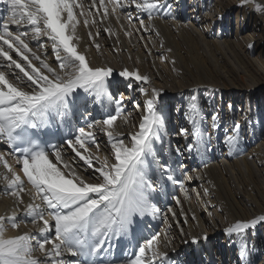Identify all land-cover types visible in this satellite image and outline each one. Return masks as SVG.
Here are the masks:
<instances>
[{
  "label": "snow or ice",
  "instance_id": "obj_1",
  "mask_svg": "<svg viewBox=\"0 0 264 264\" xmlns=\"http://www.w3.org/2000/svg\"><path fill=\"white\" fill-rule=\"evenodd\" d=\"M0 2L7 6L6 11L9 13L6 17H0V58L7 61V65H0V68L18 70L7 74L5 70H0V140L11 149L9 155L16 154L19 168L17 170L9 165L3 154H0V163L11 174L5 175L4 179L7 181L8 194L15 197L18 209L24 206L22 210L32 218L33 225L42 223L39 229L41 234L54 230V236L44 235L35 241L29 233L9 237L5 234L6 224L18 229L20 223L17 214L14 211L11 216H0V264H105V254L113 247L114 237L129 235L144 218L161 216L154 196L156 186L150 175L148 158H155L154 141L160 139L165 118L157 108L161 91L154 87L150 90L140 87L145 114L138 131L128 134V143H125L124 134L114 133L115 122L124 110L125 100L123 96L113 97L108 91V79L114 74V69L110 66H91L86 54L77 50L74 41L79 39L77 26L80 20L76 10L79 9V16L86 17L83 24L87 27L89 23L95 25L108 17V4L112 6V14L118 9L134 6L140 12L147 13L149 20L155 10L170 9V5L162 4L160 0H129L127 5L121 0H91L88 10H85L80 0ZM250 2L255 3V0H245V3ZM93 8H97V11L103 8L100 21L87 18L92 15ZM255 10L264 13V4H255ZM164 15L169 16L171 13L165 11ZM139 23L145 31L148 30L143 19ZM25 25L31 27L34 40L45 36L52 41L56 68L29 47L25 40L27 30H19ZM104 31L110 33L108 28ZM159 34L156 31V35ZM88 35L95 44L93 33L89 32ZM95 35L98 36L99 31ZM95 47L99 50L100 45L95 44ZM33 60L39 61V66ZM118 75L129 80V87L132 86L130 78L146 85L151 83V77L141 74L139 69L129 70L125 67ZM89 95L97 101L106 98L109 105H114V114L109 113L102 121L79 127L64 144L88 168L93 169L95 175L90 178L92 182H86L69 163L64 162L61 146L39 136L43 128L57 120L63 122L78 105H86ZM191 99L193 103L188 105L187 116L192 125L193 142L188 143L186 148L189 152H199L205 136L201 128L204 118L195 103L196 96L193 95ZM217 119V115L212 116L214 127H218ZM100 124L107 132L112 150L111 162L109 156L101 160L89 151L93 145L99 151V143L92 129ZM240 129V123L236 122L232 134L226 137L225 142L230 150L237 149ZM180 134L187 136L189 129L181 128ZM176 151L179 155L180 149ZM58 164H63V170ZM160 167L162 175L166 173V179L178 184L184 191L183 182L173 175L175 170L168 164ZM25 182L34 193L32 202L26 205L22 193L29 190L25 188ZM204 192L207 194L208 189H204ZM176 203H180L179 199ZM168 212L175 218L176 213L171 208ZM162 219L167 224V215ZM50 220L54 223H50ZM261 223H264V215L247 221L238 220L226 227L224 232L229 237L240 236ZM200 239L206 240L207 235L193 237L192 243L196 244ZM161 244L165 248L170 244L166 231L156 232L146 238L137 246L138 250L132 258L119 262L112 259L108 264H166L168 254L160 250ZM37 250L42 258L34 256ZM240 254L242 257L245 255L243 247ZM66 256L83 259L66 260Z\"/></svg>",
  "mask_w": 264,
  "mask_h": 264
},
{
  "label": "bare ground",
  "instance_id": "obj_2",
  "mask_svg": "<svg viewBox=\"0 0 264 264\" xmlns=\"http://www.w3.org/2000/svg\"><path fill=\"white\" fill-rule=\"evenodd\" d=\"M80 2L84 4L85 10H88L91 0H80ZM121 2L127 5L129 0H122ZM160 2L165 5L169 2L176 4L180 7V15L185 16V8L183 7L185 5L184 0H160ZM257 3L264 4V0H255V3H245V0H197L196 4L189 5L190 16L186 22L183 20L182 22L175 21L171 15L165 16L164 13H159L160 9L155 10L152 16L155 14L159 15L152 19H157L158 21H156L160 25L163 22H167L170 23L173 29L183 30L188 38L191 37L195 40L189 47L194 52L199 50L203 51V54L207 55L206 57H208L213 66V70L216 72V76H213V74H207L209 71L203 72L200 69L202 76H199V73H197L195 78H191L193 75L191 72H186L187 75L185 76L184 82H181L180 85L170 84L171 86H168L169 82L166 83L167 81L161 78L162 73L158 71L161 69L158 68L157 65L159 63L156 61L161 58L160 51L146 45L143 39L151 38V34L149 33L153 32V30L148 29L145 31L143 29V32H141V27L138 28L140 26L139 21L148 18L147 13L140 12L134 6H128L125 9H120L115 15L117 21L114 22L113 17L109 13L108 17L104 18L101 23L91 24L92 26L89 23L86 27L83 24L86 17L79 16V9L76 10L77 18L80 20V24L77 26V36L79 39L74 41L77 45V50L86 54L91 66H110L114 69V74L108 79V91L115 98L125 96L124 100L127 102V106L130 105L131 111L128 112L126 110L127 106L125 105L113 129L114 133L124 134L125 143H128L127 137L129 133L138 131L141 118L145 114L143 107L144 96L139 91L140 87L148 86L149 89L154 87L159 89L162 95L165 93L174 95L177 92L179 99L184 95L183 90H186V95L189 93L191 95L190 98L193 95L196 96L195 103L197 104L200 115L204 118L201 128L205 136L200 145L199 152L195 150L189 152L186 148L188 143L193 142L191 135L192 125L187 116L188 105L193 103L192 99L185 106L186 112L184 111L181 114V121L179 122L180 129H189V134L187 136L180 133L173 135V133H167L163 129L160 139L154 141L156 155L155 158L149 157L148 159L150 161V175L156 186L154 196L158 207L161 209V216L144 218L129 235L120 238L114 237L112 240L113 247L109 253L105 254L106 264L112 259L119 262L132 258L133 253L138 250L137 246L142 244L146 238H149L156 232L163 233L165 231L167 232L170 244L167 248L161 244L160 250L168 254L166 264L209 263L210 261H201L199 256H201L203 251L197 247V243H192L193 237L207 235L205 228L208 230L207 238H216L215 244L218 246V249L215 252L217 253L219 264H264V223L257 225L253 229L246 230L240 236L233 235L229 237L224 232L226 227L231 226L238 220L247 221L256 216L264 215V134L261 129V120L263 119L261 102L264 95V60L254 57L255 50L257 49L258 52L264 43V13L255 10V4ZM235 8L241 10L244 16L243 19L247 13L249 17H254L253 24H245V26L241 24L242 31L246 33L245 38L247 39V44L245 46L250 50L249 52L252 55L254 54L250 62H247L241 57L240 53L244 52L242 51L243 49L235 48L236 42H232L233 40L227 36V33L222 32L224 25L221 24L227 23L229 18L228 14L232 13V10ZM165 9L167 10V8ZM91 13L92 15L87 17L89 20L95 18L97 21H100L103 16V8H99L98 11L97 8H93L91 9ZM8 14L5 10V4L0 2V17H3V15L7 16ZM129 16H131V21L129 20ZM160 16L164 17V19H161ZM117 17L119 18L117 19ZM215 24L221 25L218 30H215ZM27 27L28 25L22 27L24 29L23 31L27 30ZM105 28L110 29V33L105 32ZM121 29L123 32L131 33V35L126 34V37H123L121 35ZM97 31H99L98 36L95 35ZM89 32L93 33L95 44L100 45L99 50L93 44L92 39L89 38ZM43 39L47 43L43 44V47H40L39 52L33 47L34 40L28 37L25 38L33 52L41 56L52 67L56 68L57 63L52 50V41L45 36H43ZM249 45H252V47H249ZM217 50L220 53L218 55H216ZM169 54L176 58V60H179L184 67L186 58L184 59L181 51L175 49V51H171ZM191 54L189 51L187 60L193 58L192 63L194 61L193 64L195 65L197 63L194 58L195 53L192 56ZM221 54L227 58L225 60L228 61L227 63L230 65V68L223 64L221 66L217 65L221 60ZM199 60L201 61V59ZM0 65L6 66L7 61H3L0 58ZM125 67L129 70L139 69L141 74H146L151 77V83L146 85L141 81L130 78L132 80V86L129 87V81L118 75V72ZM0 70H5L6 74L9 72H18L14 68H0ZM20 75L22 76L23 74ZM182 77L184 76L182 75L181 79ZM9 78L11 79V77ZM20 86L23 87V84ZM222 89L227 90L233 97L239 91V97H245V101L248 104L249 102L252 104L246 108L243 116L236 121L241 125L246 120L247 128H249L246 134L240 129L239 144L236 150H230L225 142L226 137L232 134L231 130L234 126L232 123L233 111L223 113L217 111L213 107V104H211V99H213L214 94L219 93ZM25 90L28 89L25 88ZM117 94H119L118 97ZM169 97L171 98L173 96ZM161 99L158 98L157 103ZM87 104L91 105L89 108L90 112L87 113V111L83 110L84 106L80 104L69 113V116L63 122L57 120L50 126L62 132L64 140L59 146H61L64 162L69 163L86 182H92L90 178H93L95 175L93 169L88 168L64 144V141L75 135L76 126L79 121L80 126L84 127L88 123L102 121L109 113L114 114V105H109L106 98H101V100L97 101L91 95L88 96ZM230 107L231 104L228 103L227 109H230ZM157 108L163 115V109L161 110L158 105ZM213 115H217L218 117L216 121L218 127L213 126ZM244 115L247 116L244 118ZM225 119L227 125L223 123ZM92 131L99 143V151H97L94 145L90 146L89 151L93 156H99L101 160L105 156H109L111 162L112 150L108 143V136L106 130H104V126L102 124L96 125ZM178 137L183 138L181 144L178 146L174 145L175 148L168 150L170 143L177 144ZM162 143L166 147L165 151L160 149ZM5 144L4 141L0 140V154L4 155L9 165L18 170L19 166L16 165V159L9 156ZM177 148L180 149L179 155L176 151ZM211 149L216 151L218 155L211 157L209 154ZM212 158H214V161ZM162 164H168L174 169L173 175L180 180V170L183 171L182 174H184V177L182 179L184 178L185 182L187 181V188L191 192L190 199H187V196H185V189L182 191L178 184L168 181L166 179V173L162 175V169L160 167ZM57 166L63 170V164H58ZM5 175L10 176L11 174L7 172L3 163H0V216H11L15 211L18 222L20 223L18 229H12L10 225L6 224V236L11 237L29 233L34 241L42 239L44 235L54 236V230L51 233L41 234L39 229L43 226L42 223L33 225L31 223L32 218L27 216L22 210L24 206L21 205L18 209L15 197L8 194L9 189L6 187L7 181L4 179ZM197 176L204 177L205 182L214 180L216 183H219L221 185L220 191L215 190L216 188H207L200 181L197 182ZM182 182L184 181L182 180ZM25 188L29 190L22 193L26 205L32 202V194L34 193L27 182H25ZM206 188L208 189L207 194L204 192ZM212 198H215L216 201ZM177 199L180 201L179 204L176 203ZM36 202L38 203L39 201ZM202 206H204L205 210L202 209ZM169 208L176 213L175 218L168 212ZM219 208L221 210H217ZM164 215H167V224L162 219ZM193 215L195 219H193ZM50 223H54V221L50 220ZM169 225H171L170 228L168 227ZM161 239L163 240V235ZM201 240H203V243H206L207 239ZM131 244L134 249L133 252L131 251ZM46 247H50V245H46ZM242 247L245 249V255L243 257L240 254ZM191 251H195V256H198L194 263L193 260L188 262L179 260L181 254L182 260L187 259V255ZM205 252L207 254L209 253V251ZM34 256L42 258V254L38 250L34 252ZM65 259L74 260L77 258L66 256Z\"/></svg>",
  "mask_w": 264,
  "mask_h": 264
},
{
  "label": "rangeland",
  "instance_id": "obj_3",
  "mask_svg": "<svg viewBox=\"0 0 264 264\" xmlns=\"http://www.w3.org/2000/svg\"><path fill=\"white\" fill-rule=\"evenodd\" d=\"M195 2L197 3V0H184L185 5L183 7L185 8V11H184V15L185 16L180 15V13H181L180 7H178L176 4H172V2L168 3L170 5V9H168V8H167V10L166 9H160L159 13L161 12L163 14L164 10L165 11H170L172 18L175 21H181L182 22V20H183L184 22H186L188 20L189 16H190V12H189L190 8L189 7L192 6L193 4H196ZM107 7H108V9H110L109 13L111 14V17H113L114 22L117 21L115 15L120 11V9H118L115 14H112L111 13V7L112 6L109 4V5H107ZM6 9H7V6L5 5V10ZM157 15H159V14H155L154 16H152V18H155ZM228 17L229 18H228L227 23L221 24V25H224V27H223L224 29L222 30V32L227 33V36L231 40H233L232 42H234V43L236 42V44H235L236 47L235 48L240 49V50L243 49L242 51H244V52L240 53L241 57H243V59H245L247 62H250V60H252L251 58L254 56V54L252 55V53L249 52L250 50L245 46V44H247V39L245 38V34L246 33H244L242 31V25L245 26V24L246 25L247 24H249V25L253 24V18L254 17L253 16L249 17V15L247 13V14H245V18L243 19L244 16L242 15L241 10L240 9L238 10L237 8L233 9L232 13L228 14ZM160 18L164 19V17H161V16H160ZM144 19H145L144 20L145 25H147L148 29L153 30V32L149 33V34H151V38H149V39L143 38V39H144L146 45H148L150 47H153V48H155V49L160 51L161 58H160V60L156 61L157 63H159L157 65L158 68L161 69V70H158V71L162 73V77L161 78L166 80L167 81L166 83L169 82L168 86H171L172 84L173 85H175V84L176 85H180L181 82H184L185 78H186L185 76L187 75L186 72H191L193 74L191 76V78H195L197 73H199V76H202V74L200 73L202 71H200V69L203 70V72L209 71L210 73L207 72V74H209V75L213 74V76H216L215 75L216 72L213 70V66L211 65V62L209 61L208 57H206L207 55L203 54L204 52L201 51V50H199L197 52L196 51L194 52L189 47L190 44H193V42H195V40H193L191 37L188 38L187 34L183 30H180V31L178 29L175 30L170 25V23H167V22L161 23V25H162L161 26L157 22L158 21L157 19H152V20H149L148 18H144ZM90 25H91V23H90ZM115 25H117V23H115ZM221 25L215 24L214 25L215 30H218ZM12 27L15 28L16 26H12ZM140 27H141V25L138 26V28H140ZM143 29H144L143 27L140 28L141 32H143ZM19 30L23 31L24 29L20 28ZM156 31H159V33H160L158 36L156 35ZM27 33L28 34H27V36L25 38L28 37V38H31V40H34L32 38V30H31L30 26L27 27ZM179 34H180V36H179ZM121 35L123 37H126V32L125 31L123 32L122 29H121ZM173 36H176V37H173ZM33 42H34L33 47L39 52H40V49H41L40 45H43V44L47 43V41L43 39V36H41L38 40H34ZM168 49H171L172 52L175 51V49H178L179 51L182 52V55L184 56V59L186 58V60L184 62V67L180 63L179 60H176V58H174L173 56H171L169 54V53H171V51L169 52ZM189 51L192 53L191 56L195 53L194 54V58H195V61L197 62V63H195V65L193 64L194 61L192 63V59L193 58H191V60H187V56H188L187 54L189 53ZM218 51L219 50H217V52H216L217 54L216 55L220 54V53H218ZM196 53L199 54V55H197ZM254 57L255 58L258 57V59H263L264 60V43L259 48L258 52H257V49L255 50V56ZM198 58L201 59V61ZM220 58H221V60H220L219 64H217V65L221 66V64H223L224 66L230 68V65L227 63L228 61L225 60L227 58L223 54L220 55ZM173 61H175V63H173ZM33 62L37 66H39V61L33 60ZM182 75L184 77H182V79H181ZM127 81H129V80L127 79ZM161 84H163V83L161 82ZM145 87L149 88L148 86H145ZM183 92H184V95L180 99L178 98L177 92L174 95H171V94H168V93H165L163 95L161 94L162 97L160 95L159 99H161V98L162 99L160 100L159 103H157L158 107L161 110L163 109L162 110L163 111V116H165V123L166 124H165L164 131L167 132V133L171 132V134L173 133V135L174 134L177 135V134L180 133L179 132L180 131V123L179 122L181 121L180 120L181 119V114L185 111V106L188 105L190 103V100H191V98H190L191 95L189 93H188V95H186L187 94L186 90L185 91L183 90ZM238 94H239V91H237L235 93V97H233L232 94L230 95L227 90H223L222 89L221 91H219V93L214 94L213 99H211V104H213V107L217 111H221L223 113H226L227 111H233V118H232V123L233 124H235L236 121H238L239 118L243 116V114L246 111V108L248 106L252 105L250 102L248 104L245 101V97L241 96V98H240ZM118 95L119 94H117V97H118ZM169 96H173V97L170 98ZM123 97L125 99V96H123ZM228 103L231 104L230 109H227V104ZM125 105L127 106V102H125ZM83 106H84L83 110L87 111V113L90 112L89 111L90 110L89 108L91 106L90 104H86V105L83 104ZM126 110L128 112L131 111L130 105L127 106ZM261 110H262L261 113H262V116H263V119L261 120V125H262L261 129H262V132L264 134V130H263L264 129V95H263V100L261 102ZM246 116L247 115H244V118ZM177 118H178V120H177ZM81 120H82V118H81ZM242 122H243V120H242ZM223 123H224V125H227L226 124L227 123L226 119L223 121ZM83 125H84V123H83ZM241 125L243 126L241 128L243 133H245V134L248 133L249 128H247L246 120ZM79 127H84V126H80L78 124L76 126V130ZM177 139H178L177 140V144L176 143H173V144L170 143L168 145L169 146L168 150L170 148L173 149V148H175V146H178V145L181 144L183 138L182 137H180V138L178 137ZM160 149L162 151L166 150V147L164 146L163 143L161 144ZM209 154H210L211 157L218 155L216 153V151H214L213 149H211L209 151ZM102 155L104 157L103 153H102ZM193 160H194V158H193ZM212 160L214 161V158H212ZM187 164H188V162H187ZM180 172H181V181L183 180L184 181L183 182L184 186L186 185L188 187V185L186 184L187 181L185 182L184 178L182 179V177H184V174H182L183 171L180 170ZM198 177L199 176H197V178H196L197 182L200 181V183L205 184L204 186H207V188H209V187H211L213 189L216 188L215 190L220 191L221 185H219V183H216L214 180H211L210 182L209 181L205 182V178L204 177H199V178ZM187 187H185V192L187 193V199L188 198L190 199L191 198V196H190L191 192H189V188H187ZM212 199L215 200V198H212ZM202 209H204V206H202ZM217 210H221V209L219 208ZM205 231H206L205 233H207V235H208V232H207L208 230H206V228H205ZM215 241H216L215 237H209V238H207L206 243H203V240H201V239L197 243V247L200 250L203 251L201 253V256H199L201 261H203V262L210 261L209 263H206V264H219V261L217 259V253L215 252L218 249L217 248L218 246L215 244ZM223 248H224V245H223ZM205 251H209V253L207 254ZM191 252H195V251H191ZM191 252H189L190 254L188 253L187 259H183V260L181 258L182 257V254H181V257H179V260L182 261V262H188V261H192L193 260V263H194L197 260L198 256H195V254L191 253ZM223 252H224V250H223ZM225 254H227V253H225Z\"/></svg>",
  "mask_w": 264,
  "mask_h": 264
}]
</instances>
